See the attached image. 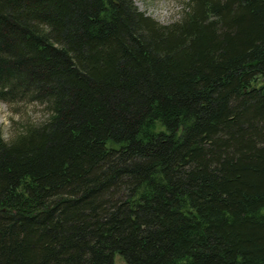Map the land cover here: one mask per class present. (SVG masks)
Segmentation results:
<instances>
[{
	"label": "trees",
	"instance_id": "obj_1",
	"mask_svg": "<svg viewBox=\"0 0 264 264\" xmlns=\"http://www.w3.org/2000/svg\"><path fill=\"white\" fill-rule=\"evenodd\" d=\"M0 100V264H264V0H0Z\"/></svg>",
	"mask_w": 264,
	"mask_h": 264
},
{
	"label": "rangeland",
	"instance_id": "obj_2",
	"mask_svg": "<svg viewBox=\"0 0 264 264\" xmlns=\"http://www.w3.org/2000/svg\"><path fill=\"white\" fill-rule=\"evenodd\" d=\"M136 7L161 24L177 20L186 0H133ZM48 116L44 105L37 102L6 103L0 100V131L9 136L26 123H39ZM159 128V126H158ZM117 259V258H116Z\"/></svg>",
	"mask_w": 264,
	"mask_h": 264
},
{
	"label": "clouds",
	"instance_id": "obj_3",
	"mask_svg": "<svg viewBox=\"0 0 264 264\" xmlns=\"http://www.w3.org/2000/svg\"><path fill=\"white\" fill-rule=\"evenodd\" d=\"M3 139H4L5 143H9L10 142V137H8V136H4Z\"/></svg>",
	"mask_w": 264,
	"mask_h": 264
}]
</instances>
